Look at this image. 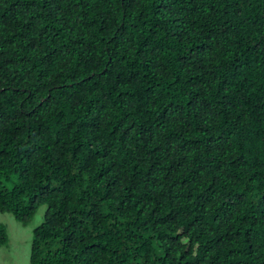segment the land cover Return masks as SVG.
Returning <instances> with one entry per match:
<instances>
[{
    "label": "trees",
    "instance_id": "obj_1",
    "mask_svg": "<svg viewBox=\"0 0 264 264\" xmlns=\"http://www.w3.org/2000/svg\"><path fill=\"white\" fill-rule=\"evenodd\" d=\"M40 204L28 264H264V0H0V212Z\"/></svg>",
    "mask_w": 264,
    "mask_h": 264
},
{
    "label": "rangeland",
    "instance_id": "obj_2",
    "mask_svg": "<svg viewBox=\"0 0 264 264\" xmlns=\"http://www.w3.org/2000/svg\"><path fill=\"white\" fill-rule=\"evenodd\" d=\"M44 204H40L26 223L13 219L7 212H0V223L6 229L7 240L0 245V264H28L31 231L43 218Z\"/></svg>",
    "mask_w": 264,
    "mask_h": 264
}]
</instances>
